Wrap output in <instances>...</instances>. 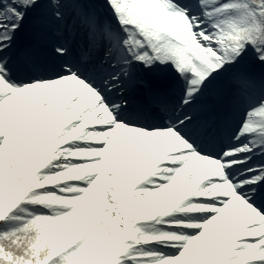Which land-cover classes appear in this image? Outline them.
I'll use <instances>...</instances> for the list:
<instances>
[{
  "label": "snow or ice",
  "instance_id": "6c2138e0",
  "mask_svg": "<svg viewBox=\"0 0 264 264\" xmlns=\"http://www.w3.org/2000/svg\"><path fill=\"white\" fill-rule=\"evenodd\" d=\"M0 264H264V0H0Z\"/></svg>",
  "mask_w": 264,
  "mask_h": 264
}]
</instances>
